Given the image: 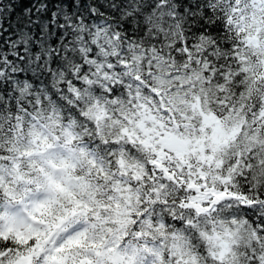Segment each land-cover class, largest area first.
<instances>
[{"label":"snow or ice","instance_id":"obj_1","mask_svg":"<svg viewBox=\"0 0 264 264\" xmlns=\"http://www.w3.org/2000/svg\"><path fill=\"white\" fill-rule=\"evenodd\" d=\"M0 264H264V0H0Z\"/></svg>","mask_w":264,"mask_h":264}]
</instances>
